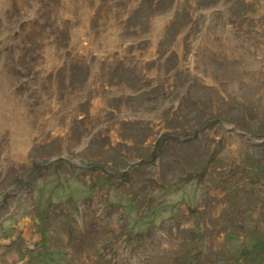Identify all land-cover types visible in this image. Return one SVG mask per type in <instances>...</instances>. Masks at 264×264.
Wrapping results in <instances>:
<instances>
[{"label": "rangeland", "instance_id": "374dc122", "mask_svg": "<svg viewBox=\"0 0 264 264\" xmlns=\"http://www.w3.org/2000/svg\"><path fill=\"white\" fill-rule=\"evenodd\" d=\"M0 264H264V0H0Z\"/></svg>", "mask_w": 264, "mask_h": 264}, {"label": "bare ground", "instance_id": "6f19581e", "mask_svg": "<svg viewBox=\"0 0 264 264\" xmlns=\"http://www.w3.org/2000/svg\"><path fill=\"white\" fill-rule=\"evenodd\" d=\"M11 113H12V112H11ZM11 113H10V114L8 113V117H9V122H10V124H11V123H14V115H12ZM22 123L24 124V126H28V123H27L26 121H25V122L23 121ZM26 124H27V125H26ZM11 125H12V124H11ZM27 132H28V131L26 130V133H27ZM25 139L28 140L27 138H25ZM27 144H28V143H25V142H24V143H23V146L26 147ZM24 147H23V148H24ZM23 148H22V149H23ZM26 152H27L26 150L23 151V154H22L23 157H26V156H25Z\"/></svg>", "mask_w": 264, "mask_h": 264}, {"label": "water", "instance_id": "95a60500", "mask_svg": "<svg viewBox=\"0 0 264 264\" xmlns=\"http://www.w3.org/2000/svg\"><path fill=\"white\" fill-rule=\"evenodd\" d=\"M137 164H140V162H139V163H137Z\"/></svg>", "mask_w": 264, "mask_h": 264}]
</instances>
